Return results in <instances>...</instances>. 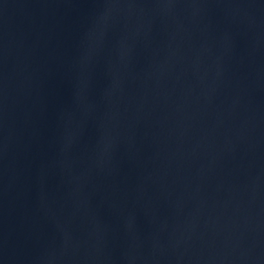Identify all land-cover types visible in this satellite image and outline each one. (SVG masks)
<instances>
[{"label": "water", "instance_id": "1", "mask_svg": "<svg viewBox=\"0 0 264 264\" xmlns=\"http://www.w3.org/2000/svg\"><path fill=\"white\" fill-rule=\"evenodd\" d=\"M0 264H264V0H0Z\"/></svg>", "mask_w": 264, "mask_h": 264}]
</instances>
